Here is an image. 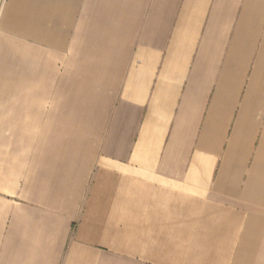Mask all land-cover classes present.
Returning <instances> with one entry per match:
<instances>
[{"label":"crops","instance_id":"obj_1","mask_svg":"<svg viewBox=\"0 0 264 264\" xmlns=\"http://www.w3.org/2000/svg\"><path fill=\"white\" fill-rule=\"evenodd\" d=\"M0 264H264V0H0Z\"/></svg>","mask_w":264,"mask_h":264}]
</instances>
